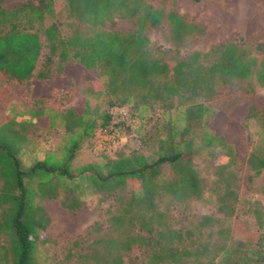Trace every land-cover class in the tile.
<instances>
[{
    "label": "trees",
    "instance_id": "16d2710c",
    "mask_svg": "<svg viewBox=\"0 0 264 264\" xmlns=\"http://www.w3.org/2000/svg\"><path fill=\"white\" fill-rule=\"evenodd\" d=\"M3 1L0 0V77L25 82L29 89L39 87L44 80L68 87L73 79H88L93 92L105 97L109 107L131 104L144 110L154 102H162L176 117L168 121V135L159 141L150 160L140 153L119 152L102 165L75 166L80 142L92 137L98 127H113L116 120L104 110L99 111L98 104L87 98L80 111H57L37 99L35 124L59 127L63 133L52 149L27 168L20 165L17 157L25 138L24 122L8 117L1 120L0 264H42L36 257L39 247L50 242L39 235L47 220L42 221L30 200L39 195L40 187H46L48 178L80 177L95 191L137 182L138 187L127 197L126 207L111 218L118 226L135 206L142 212L139 226L146 233H132L124 241L107 239L110 248L100 259L97 250L91 249L92 264H122L116 247L128 250L133 243L148 251L146 264H209L216 256L227 264H264V233L257 249H248L238 242L239 246H216L209 255L207 245L196 241L194 245H183V233L158 227L162 216L156 205L160 192L175 201L199 197L200 179L190 163L197 149L191 148L192 139L183 142L184 134L193 120L211 113L210 121L217 123L218 130L207 123L199 135L198 148L221 146L227 143L226 133L233 124L222 118L221 112H211L208 106L194 101L211 98L215 81L226 85L243 83L249 92L255 91L253 81L264 86V54L249 56L238 33L236 41L227 40L204 52L191 51L163 61L154 55L145 27H155L164 18L170 37L177 41L195 26L184 22L172 9L164 13L161 7H153L145 0H64L66 15L84 25L66 36L53 22L51 0H24L12 7L2 6ZM115 18L133 19L134 29H105ZM246 162L249 180L253 179L264 193V143L251 149ZM161 175L168 177L159 181ZM218 208L222 210L220 205ZM251 211L257 226L263 227L261 210L251 205ZM213 220L203 215L200 223ZM153 223L156 227H152ZM67 252L70 255V249Z\"/></svg>",
    "mask_w": 264,
    "mask_h": 264
},
{
    "label": "rangeland",
    "instance_id": "374dc122",
    "mask_svg": "<svg viewBox=\"0 0 264 264\" xmlns=\"http://www.w3.org/2000/svg\"><path fill=\"white\" fill-rule=\"evenodd\" d=\"M21 1L24 0H5L1 5L12 7ZM145 1L153 7H161L164 13L172 9L184 22L195 26L177 41L170 37L164 18L155 27H145L144 33L154 55L163 61L191 51L204 52L210 46L227 40L236 41L238 33L242 35L243 48L249 56L264 54V0ZM33 2L36 3V0ZM51 2L52 19L62 36L75 28L84 27L66 15L64 0ZM104 28L130 32L134 29V20L115 18ZM70 61L67 59V62ZM56 67V64L52 65V70L55 71ZM0 78V121L8 117L25 124V138L17 152L23 168L41 159L47 150L56 145L63 133L59 127L44 128L42 122L35 124L33 111L38 106L37 99L45 107L57 111L67 108L80 111L87 98L98 104L99 111L116 116L113 127L107 128V140L104 139L109 145L103 150L95 148L93 140L98 127L92 137L80 142L73 161L75 166L102 165L105 159H112L119 152L140 153L150 160L159 141L168 135V121L176 117L162 102H154L144 110L131 104L109 107L105 97H97L93 92L88 79H73L68 87L56 86L44 80L39 87L29 89L25 82ZM253 83L255 91L249 92L243 83L226 85L215 81L211 98L194 101L208 106L211 112H221L222 118L233 126L226 133L227 143L199 149V135L206 124L210 122L209 127L214 130H218V126L215 121H210L211 113L193 120L191 128L184 134L183 142L192 139L191 148L197 149L190 163L200 179V195L198 198L175 201L168 194L160 192L156 198L157 209L162 216L158 227L183 233V245H194L196 241L207 245L208 253L219 245L223 248L239 246L238 242L248 249L259 248L264 226H257L251 205L258 207L264 218V193L253 179L249 180L250 171L246 161L251 149L264 143V86H257L255 81ZM119 111L125 112L123 119L119 118ZM112 141H116L114 145L110 144ZM14 143L16 145L17 140ZM167 174L171 175L170 172ZM164 177L161 175L159 181ZM47 181L46 187H40L39 195L30 200V205L38 209L42 221L45 223L47 220L39 235L50 241L39 247L37 262L92 264L91 249L97 250L100 259L110 248L107 239L124 241L135 232L146 235L139 226L142 212L135 206L122 224L117 226L111 218L126 207L127 197L138 187L137 182L128 181L114 189L95 191L83 177L72 180L48 178ZM223 195V202L219 203ZM219 205L222 210H219ZM203 215L214 220L200 223ZM152 227H156V224L153 223ZM96 239L99 241L96 242ZM116 253L121 257L122 264H146L148 260V251L137 243H133L128 250L116 247ZM157 264L168 263L163 261ZM209 264H227V261L216 256Z\"/></svg>",
    "mask_w": 264,
    "mask_h": 264
},
{
    "label": "built area",
    "instance_id": "2783aa9c",
    "mask_svg": "<svg viewBox=\"0 0 264 264\" xmlns=\"http://www.w3.org/2000/svg\"><path fill=\"white\" fill-rule=\"evenodd\" d=\"M118 116L120 119H123L125 117V112L123 111H119L118 112ZM112 118H116V116L112 115ZM97 134H95L94 137V144H95V148H98L100 150H103L107 147V144L109 145L108 142L105 143L104 139H106V135L108 134V130L107 127H102L99 128L96 132ZM107 140V139H106ZM116 141H112L110 144L114 145Z\"/></svg>",
    "mask_w": 264,
    "mask_h": 264
}]
</instances>
